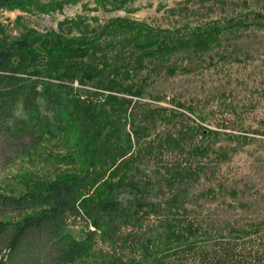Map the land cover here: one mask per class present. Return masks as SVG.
I'll return each mask as SVG.
<instances>
[{"label": "trees", "instance_id": "trees-1", "mask_svg": "<svg viewBox=\"0 0 264 264\" xmlns=\"http://www.w3.org/2000/svg\"><path fill=\"white\" fill-rule=\"evenodd\" d=\"M24 1L0 0V5H21ZM117 20L128 31L138 24L132 25L128 18ZM238 22L241 20L228 25ZM142 27V33L126 39L141 49L142 56L168 54L181 46L205 47L203 40L194 37L179 41L183 32L147 24ZM208 31L196 29L191 34L205 35ZM52 36L54 41L48 43L43 57L33 46L42 37L39 34L0 46V169L49 137L73 128L77 129V141L86 147L81 157L88 163L80 172L54 178L21 195L0 191V264L73 263L88 255L99 240L121 249L132 244L135 253L126 264H264V191L249 200L245 198L250 195L225 190L221 184L212 194L218 203L206 210L200 201L213 190L201 186L194 193L190 191L200 178L202 163L198 161L182 172L186 161L195 163L203 152L197 146V135L190 140V127L185 124L170 127L163 137L168 145L164 150L181 156L174 176L178 184L174 196L151 199L144 192L120 194L121 186L112 182L120 173L119 164L105 178L106 161L132 165L135 159L155 153L150 134L157 109L129 108L131 99L116 94H108L100 102L92 96L96 91L75 86L74 80L84 84L101 73L93 59L84 58L99 48L101 38ZM168 38L177 42H167ZM138 57L141 59L140 54ZM110 69L113 74L129 75L126 65ZM108 80L101 83L103 88L132 91L124 86L128 85L125 78ZM131 129L136 137L133 142ZM143 133L146 137L141 139ZM179 135L184 137L182 141L177 140ZM92 137L95 140L90 143ZM73 160L76 158L71 154L66 161ZM78 219L95 226L83 238L67 229L68 222ZM124 227L131 230L126 236Z\"/></svg>", "mask_w": 264, "mask_h": 264}, {"label": "rangeland", "instance_id": "rangeland-1", "mask_svg": "<svg viewBox=\"0 0 264 264\" xmlns=\"http://www.w3.org/2000/svg\"><path fill=\"white\" fill-rule=\"evenodd\" d=\"M20 4L0 5V46L39 34L42 37L33 46L43 57L48 43L54 41L53 34L85 39L105 34L98 49H107L94 48L84 56L87 61L93 59L101 73L84 84L78 79L73 84L96 91L92 96L100 102L108 94H116L131 99L129 108L157 109L150 134L155 153L135 159L132 165L106 161L105 178L116 164L120 165L119 175L112 179L121 186L120 194L144 192L151 199L175 195L178 184L174 176L181 156L164 150L168 145L163 137L170 127L182 124L190 127V140L197 135V146L202 147L196 162L186 161L182 172L198 161L202 163L200 178H196L190 191L194 193L201 186L213 190L200 201L206 210L218 203L212 194L221 184L225 190L250 195L245 198L249 200L264 191V0H25ZM117 18L138 24L128 31ZM233 20L241 22L228 25ZM146 24L183 32L179 41L194 37L203 40L205 47L181 46L168 54L142 56L141 49L126 39L142 33V25ZM196 29L209 31L192 35ZM167 42L177 41L168 38ZM45 61L44 57L42 62ZM112 65L128 66L129 75L111 73ZM110 78H125L128 83L124 84L128 85L124 86L132 91L103 88L101 83ZM197 124V129L191 128ZM76 131L73 128L49 137L1 168L0 191L21 195L54 178L82 171L88 163L81 157L86 147L77 141ZM129 131L133 142L136 137L132 129ZM144 137L146 133L141 139ZM183 139L181 135L177 137L178 141ZM94 140L92 137L89 142ZM71 154L76 160L69 163L66 160ZM94 228V224L81 219L70 221L67 226L78 238ZM130 232L124 227V236ZM132 246L121 249L99 240L88 255L73 263L59 264H126L135 253Z\"/></svg>", "mask_w": 264, "mask_h": 264}]
</instances>
